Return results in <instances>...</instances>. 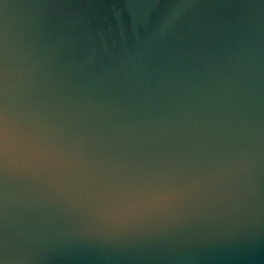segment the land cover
<instances>
[{
  "label": "water",
  "instance_id": "1",
  "mask_svg": "<svg viewBox=\"0 0 264 264\" xmlns=\"http://www.w3.org/2000/svg\"><path fill=\"white\" fill-rule=\"evenodd\" d=\"M0 264H264V0H0Z\"/></svg>",
  "mask_w": 264,
  "mask_h": 264
}]
</instances>
